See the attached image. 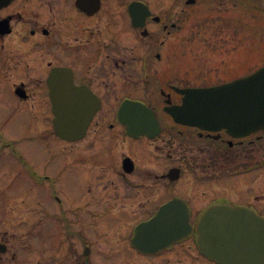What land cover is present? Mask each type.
<instances>
[{
    "label": "flooded vegetation",
    "instance_id": "af4514ba",
    "mask_svg": "<svg viewBox=\"0 0 264 264\" xmlns=\"http://www.w3.org/2000/svg\"><path fill=\"white\" fill-rule=\"evenodd\" d=\"M187 26L208 37L180 40ZM262 41L264 0H0V77L21 103L39 106L25 110L33 124L22 136L0 127V264H229L211 256L222 244L214 224H264V128L233 134L172 111L184 107V89L262 67ZM69 91L95 101L77 140L53 123L50 95ZM125 101L148 111L129 109L123 121ZM36 142L49 145L51 164L63 158L52 174L22 148ZM76 161L81 199L68 205ZM148 223L159 225L162 248L134 245ZM182 224L190 232L170 242Z\"/></svg>",
    "mask_w": 264,
    "mask_h": 264
},
{
    "label": "water",
    "instance_id": "95a60500",
    "mask_svg": "<svg viewBox=\"0 0 264 264\" xmlns=\"http://www.w3.org/2000/svg\"><path fill=\"white\" fill-rule=\"evenodd\" d=\"M182 93L185 94L184 107L172 111L178 121L197 124L212 130L225 128L235 133L246 134L249 131L264 128V67L249 76L227 84L189 89ZM51 99L58 134L64 138H79L86 128V124L83 126L80 122L87 121L91 112L94 111L85 107L93 105L92 99L85 94L68 93L64 95L59 92L52 94ZM127 104H135L137 107H123L120 113L123 121L126 119L125 112L129 109L137 114L148 111L145 107H140L139 103L127 102ZM223 211L224 208L219 214ZM232 212L229 215H234V213L241 216L247 215L239 209H232ZM180 226V229L172 231L176 235L174 239L170 238V241H178L188 233L187 224ZM208 226L203 223L200 227L202 250L209 246ZM214 226L222 228L223 233L217 236L222 244L215 246L220 250L212 252V258L220 262L227 259L229 264H254L264 257L261 246H251V243L245 241L254 238L255 243H262L264 241L263 224L220 223ZM158 232L159 225L156 223L139 225L135 231V245L149 250L163 247V239L156 237ZM145 238H149L152 243L144 244Z\"/></svg>",
    "mask_w": 264,
    "mask_h": 264
},
{
    "label": "rangeland",
    "instance_id": "374dc122",
    "mask_svg": "<svg viewBox=\"0 0 264 264\" xmlns=\"http://www.w3.org/2000/svg\"><path fill=\"white\" fill-rule=\"evenodd\" d=\"M205 15L206 13H203L201 18H204ZM261 28L262 27H260V29ZM183 30L185 31L180 32V40H183L186 38L190 39V37L195 38L196 40L206 39L208 37L207 31L200 29V28L198 30L197 29L193 30L191 26H187ZM254 38H255V33H254ZM258 44L263 46L264 41ZM187 46L188 44L182 47V49L189 50V51L194 50V48L187 47ZM258 62H261V60ZM258 62H252V63L254 64L256 63L257 65ZM183 65H186V61L180 62V67ZM250 67H253L252 64L250 65ZM9 86L10 85L8 84V81L0 77V127L3 128L10 136L20 137L24 133V129L22 127L24 125H29L31 121L33 124L32 115L25 110L28 107L37 108L39 106L35 103H25V102L21 103L19 99L17 98V96L15 95L14 91L9 90ZM37 98L38 97H36V100ZM42 104L45 107L44 102ZM34 131H35V127H34ZM34 131L32 132V134L37 135L34 133ZM22 148L25 150L28 160L32 164H35L36 167L41 169L43 172H45L46 170L48 173L52 174L62 164L63 158L61 156H58L57 158L53 159V164L50 163V160H49L50 153H49L48 144L36 142L30 145H22ZM69 158L71 161L74 158H76V156L70 155ZM5 163H7V161ZM71 167L69 168V171H68L69 179L67 177L68 186H66L63 189L65 195H67L68 197L66 200L68 205L75 203L79 199H81L78 186L73 185L76 183L75 178H77V176L75 175H77L78 169L80 168V166L79 164H77V161H76L75 163H73V165H71ZM68 201H71V203H69Z\"/></svg>",
    "mask_w": 264,
    "mask_h": 264
}]
</instances>
